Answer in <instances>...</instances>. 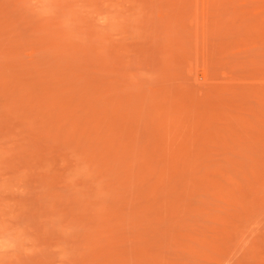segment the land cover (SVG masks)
Instances as JSON below:
<instances>
[{"label":"rangeland","instance_id":"obj_1","mask_svg":"<svg viewBox=\"0 0 264 264\" xmlns=\"http://www.w3.org/2000/svg\"><path fill=\"white\" fill-rule=\"evenodd\" d=\"M0 264H264V0H0Z\"/></svg>","mask_w":264,"mask_h":264}]
</instances>
